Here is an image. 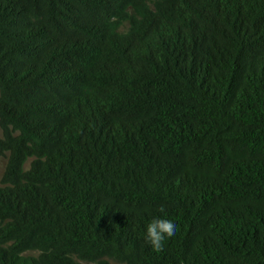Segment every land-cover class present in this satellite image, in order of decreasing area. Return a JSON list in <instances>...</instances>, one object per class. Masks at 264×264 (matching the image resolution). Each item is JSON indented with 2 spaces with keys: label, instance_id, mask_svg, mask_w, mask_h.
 Masks as SVG:
<instances>
[{
  "label": "trees",
  "instance_id": "16d2710c",
  "mask_svg": "<svg viewBox=\"0 0 264 264\" xmlns=\"http://www.w3.org/2000/svg\"><path fill=\"white\" fill-rule=\"evenodd\" d=\"M4 154L0 264H264V0H0Z\"/></svg>",
  "mask_w": 264,
  "mask_h": 264
},
{
  "label": "clouds",
  "instance_id": "9594fccd",
  "mask_svg": "<svg viewBox=\"0 0 264 264\" xmlns=\"http://www.w3.org/2000/svg\"><path fill=\"white\" fill-rule=\"evenodd\" d=\"M179 225L173 218L164 216L154 217L145 226V240L150 248L156 252L164 250L166 241L174 237Z\"/></svg>",
  "mask_w": 264,
  "mask_h": 264
},
{
  "label": "rangeland",
  "instance_id": "374dc122",
  "mask_svg": "<svg viewBox=\"0 0 264 264\" xmlns=\"http://www.w3.org/2000/svg\"><path fill=\"white\" fill-rule=\"evenodd\" d=\"M6 156H7L6 154L0 156V179H1L2 173L4 171L5 165H6V160H7ZM29 162H30V158L27 159V161L25 162L24 169L28 168ZM0 185H1V182H0Z\"/></svg>",
  "mask_w": 264,
  "mask_h": 264
}]
</instances>
